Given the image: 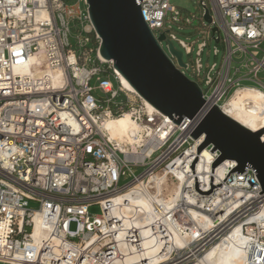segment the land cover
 <instances>
[{
  "label": "built area",
  "instance_id": "1",
  "mask_svg": "<svg viewBox=\"0 0 264 264\" xmlns=\"http://www.w3.org/2000/svg\"><path fill=\"white\" fill-rule=\"evenodd\" d=\"M209 2L211 8L200 1L202 17L207 9L210 18L202 34L223 44L220 64L203 66L207 44L202 42L183 73L191 69L189 79L203 100L224 113L238 91L264 98L258 77L264 72V0ZM139 6L155 38L166 35L168 15L173 20L177 15L170 0H144ZM170 38L175 40L173 34ZM101 43L85 0H0V264H124L127 254L143 249L142 237L135 225L125 226L111 214L112 200L160 173L168 178L163 201L157 203L159 192L150 186L152 208L144 227L162 240L158 253L165 258L159 264H200L238 226L245 264H264V194L258 195L253 171L229 173L237 164L228 161L222 176L219 166L212 174L216 187L229 173L222 185L199 194L195 178L198 190L207 192L211 170L204 179L194 178L190 167L204 136L193 140L184 131L189 119L176 125L125 90L113 62L101 58ZM178 43L192 55L194 43ZM58 71L59 79L53 77ZM246 81L253 86H244ZM262 107L246 99L233 112L252 116L259 131L264 102ZM125 114L142 128L143 142L135 147H121L103 131L108 120ZM218 157L212 153L213 162ZM181 172L186 179L173 200L169 194L180 183L175 173ZM93 205L101 215L89 213ZM191 210L208 222H197ZM36 218L48 233L41 243L33 236Z\"/></svg>",
  "mask_w": 264,
  "mask_h": 264
},
{
  "label": "water",
  "instance_id": "2",
  "mask_svg": "<svg viewBox=\"0 0 264 264\" xmlns=\"http://www.w3.org/2000/svg\"><path fill=\"white\" fill-rule=\"evenodd\" d=\"M144 0H85L89 19L102 43L100 56L113 62V68L130 84L138 96L179 125L183 119L190 123L184 129L193 140L204 136L196 149L198 153L211 146V153L219 157L211 164L210 190H195L208 195L213 188L220 187L229 173L243 175L246 169L255 174L264 194V128L251 131L242 126L211 102H205L198 84L189 79L183 70V53L176 50L172 42L161 33L155 38L144 21L139 4ZM204 20L210 22L205 9ZM196 23V22H195ZM167 43V51L162 44ZM225 161L237 164L223 182L211 185L213 168Z\"/></svg>",
  "mask_w": 264,
  "mask_h": 264
},
{
  "label": "bare ground",
  "instance_id": "3",
  "mask_svg": "<svg viewBox=\"0 0 264 264\" xmlns=\"http://www.w3.org/2000/svg\"><path fill=\"white\" fill-rule=\"evenodd\" d=\"M116 72L121 86L129 92L137 94L130 84L122 77V75L117 70ZM60 76L61 73L59 71L53 74V77H58V79ZM55 82H58V80H55ZM246 99L252 100L256 106L263 108L262 106L264 98L262 94L252 91H238L231 100V107L226 109L224 113L242 126L255 132L258 130V127L255 124V120L252 116L243 115L239 112H233L235 108L241 107ZM144 103L149 111H157L146 101H144ZM103 129L109 139L115 140L119 145H121V147L124 145L135 147L136 145H140L141 142H143V136L141 135L142 128L141 126L133 123L129 114L108 120L105 123ZM262 140H264V133L262 134ZM212 162V153L203 149L198 153L197 161L194 163V175L200 176L202 179H204L205 172H209L211 170ZM228 163V161H225L218 165L219 168L217 169V173H219L220 176L223 174L225 166L224 164ZM216 167L213 168V171ZM189 170L190 169L187 168L186 172H189ZM175 175L178 180H180V183L177 184L169 194L170 198H173V200H176L179 197L181 184L186 179V175L183 172L175 173ZM167 179L168 178L166 174H157L149 178L147 184L145 182L138 184L137 187L130 190L129 192L113 198L110 209L111 214L120 218L125 226L135 225L137 228H139L142 237L143 249L141 251L139 250L133 252L132 254H127L124 264H159L164 260L165 257L158 253L159 249L161 248L162 240L159 241L156 237H150L148 229L144 227L148 222V213L151 212L152 208L147 198L149 187L153 186L157 188V192H159L158 195H160V197L155 194L154 198L156 199L157 203H162V185L166 183ZM191 214L193 218L199 223L203 224L209 220L206 215L198 214L193 210H191ZM33 236L36 238L37 243H41L43 239L48 238L46 227L38 218L35 219ZM177 240L179 244L181 240L179 238H177ZM244 241L242 228L238 226L233 230L228 238L209 250L200 264H245L246 254L242 249Z\"/></svg>",
  "mask_w": 264,
  "mask_h": 264
},
{
  "label": "rangeland",
  "instance_id": "4",
  "mask_svg": "<svg viewBox=\"0 0 264 264\" xmlns=\"http://www.w3.org/2000/svg\"><path fill=\"white\" fill-rule=\"evenodd\" d=\"M77 0H72V2H76ZM200 1L202 0H170L171 6L177 11L176 20H173V15H168V19L165 26L166 31V38L169 39L174 48L180 52L183 53V62L185 64H193L196 59V51L198 49V44L205 42L207 45L203 49L201 54V62L204 65L208 64L209 67L215 65L216 67L220 64L221 56L223 53V44H217L216 42L212 41L208 35H203L202 31L205 29L206 26L203 25V22H206L202 17V9L200 7ZM207 4L208 8H211V4L209 0H204ZM196 21V23H195ZM169 31V33L167 32ZM170 34H173L175 37V40H172L170 38ZM178 40H182L187 44H193L194 51L191 56H187L184 53V50L180 47ZM72 45L74 46L75 40L74 38L70 39ZM164 50L167 51V43L163 42L162 44ZM219 50L218 55H214V49ZM243 59H235V62L233 64L234 67H239L241 60ZM191 69L188 71H185V74L188 78H191ZM203 77V76H201ZM258 77L264 82V72L260 73ZM194 78V77H192ZM198 82L202 88V90L209 94V91H207V86L204 84L201 79H198ZM116 85V83L114 82ZM244 86L250 87L253 86V84L250 81H246L244 83ZM141 169H137L136 173H140ZM130 179H127L126 181L122 180L121 184H124L125 182H128ZM171 189V188H170ZM30 207L33 209H37V205L34 203L30 204ZM89 213L93 216H99L102 214L101 209L97 205H93L89 208Z\"/></svg>",
  "mask_w": 264,
  "mask_h": 264
}]
</instances>
